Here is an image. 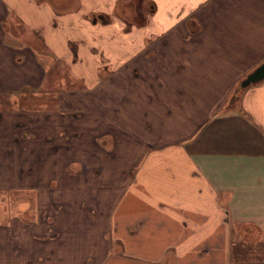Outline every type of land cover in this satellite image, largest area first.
<instances>
[{"label":"crops","instance_id":"1","mask_svg":"<svg viewBox=\"0 0 264 264\" xmlns=\"http://www.w3.org/2000/svg\"><path fill=\"white\" fill-rule=\"evenodd\" d=\"M164 1L0 0V264H264V0Z\"/></svg>","mask_w":264,"mask_h":264},{"label":"rangeland","instance_id":"2","mask_svg":"<svg viewBox=\"0 0 264 264\" xmlns=\"http://www.w3.org/2000/svg\"><path fill=\"white\" fill-rule=\"evenodd\" d=\"M87 2H90L91 0H85ZM101 0H95L96 3H99ZM118 1V5H119V10L122 8V1H125V0H117ZM202 1V0H200ZM208 0H206L207 2ZM134 3H135V8H136V11H135V16H134V21L136 23H143L146 19L144 14H142V10L144 9L143 7L146 6V7H149V5L151 6H154V9H156L157 11V8H158V11L155 15V22L156 23H159L161 25L165 24L167 21H166V17L164 16V12L167 11V10H170V5H166L165 1L164 0H134ZM146 3V4H145ZM83 9V7H82ZM81 9V10H82ZM146 10V9H145ZM171 11V10H170ZM174 13V12H173ZM160 14V15H159ZM19 36L22 37L23 39H27V35H26V31L24 30H19ZM41 44V43H40ZM40 47V46H38ZM54 68V67H53ZM50 73H52V75L54 74V70H52ZM73 78V77H72ZM63 79H53V80H49L47 79L45 82H46V85L50 87V85H52V82L53 84H56L57 87H69L70 84L72 82H65L64 84H61L60 82H62ZM73 82L74 81H78V80H75L74 78L71 79ZM55 81V82H54ZM79 82V81H78ZM77 82V83H78ZM53 87V85L51 86ZM55 87V86H54ZM10 98V97H9ZM3 99V100H2ZM9 101L8 99V95H0V101Z\"/></svg>","mask_w":264,"mask_h":264},{"label":"water","instance_id":"3","mask_svg":"<svg viewBox=\"0 0 264 264\" xmlns=\"http://www.w3.org/2000/svg\"><path fill=\"white\" fill-rule=\"evenodd\" d=\"M94 21V20H93ZM264 80V62L253 68L239 83L241 88Z\"/></svg>","mask_w":264,"mask_h":264},{"label":"trees","instance_id":"4","mask_svg":"<svg viewBox=\"0 0 264 264\" xmlns=\"http://www.w3.org/2000/svg\"><path fill=\"white\" fill-rule=\"evenodd\" d=\"M239 89H240V88L237 87L236 90L233 92V94H232V96H231V100H235V99H236V97H237V92H238Z\"/></svg>","mask_w":264,"mask_h":264}]
</instances>
